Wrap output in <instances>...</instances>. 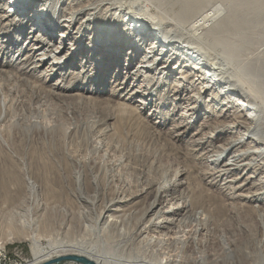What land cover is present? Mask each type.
Masks as SVG:
<instances>
[{
  "label": "bare ground",
  "instance_id": "1",
  "mask_svg": "<svg viewBox=\"0 0 264 264\" xmlns=\"http://www.w3.org/2000/svg\"><path fill=\"white\" fill-rule=\"evenodd\" d=\"M256 47L262 52L256 53ZM125 55V71L137 58L140 62L130 73L123 72L126 82L118 90L129 93L128 101L140 98L138 102L145 110L151 107L150 100L158 89L165 87V95L173 96L178 101L176 106L183 107L185 116L191 118L179 123L175 127L178 131H172L179 141H185L201 112L208 108L209 116L203 118L191 141L193 153L198 147H206L201 156L209 170L200 173L208 176L210 186L220 182L219 190L230 195L238 179L226 176L240 166L239 158L253 154L259 158L264 156V0H0V66H10L30 79L52 81L60 77L62 80L52 87V92L55 89L73 91L78 86L81 94L95 91L89 88L90 83L109 66L118 64L111 63L112 57L122 60ZM97 56L104 59L95 65ZM79 68L78 73L72 72ZM39 72L38 78L35 77ZM194 72L203 76L195 79ZM11 77L0 70L3 113L0 122L6 114L5 94L9 92L6 81ZM69 77L74 82H67ZM171 78L185 84H173L175 88L171 92L166 88ZM111 83L114 82L108 80L103 85L107 87ZM123 109L126 108L123 106ZM124 110L120 115L127 111ZM112 120L87 123L85 129L94 135L89 132L80 135L73 125L67 128V134L72 132L71 147L86 143L92 148L85 157L73 160L76 164L72 162L77 165L74 171L78 182L84 167L92 170L97 159L113 183L124 176L123 169L130 162L120 137L124 135V127L122 119L116 125ZM55 129V125H46L38 117L27 128L30 139L34 131H42L48 141L54 139ZM0 140H4L1 131ZM245 144L250 147H241ZM41 161L48 163L51 159L41 158ZM23 164L22 171L27 174L29 166ZM250 164L243 166L250 167ZM187 173L178 170L175 178L160 182L151 175L145 181L138 177L135 184L123 185L118 196L103 205L97 219L86 213L80 216L82 222L76 229L78 240H63L57 235L53 237L52 233L45 235L39 221L28 210L25 216L32 264H50L64 256L85 257L95 264H206L199 248L194 257H187L183 242L189 224L199 226L207 219L205 202L213 197L203 187H194ZM96 177L93 182L98 187ZM79 190L81 202L93 203ZM29 191L35 197L37 186L29 185ZM151 194L153 199L131 227L126 223L127 217L138 212L135 207ZM242 196L246 202L252 198ZM157 231L163 232V237L149 236ZM88 232L100 243L115 242L114 252L91 243ZM173 244H182V247ZM4 254H8L6 246L0 242V255ZM229 257L233 259L232 255ZM257 264H264V259Z\"/></svg>",
  "mask_w": 264,
  "mask_h": 264
},
{
  "label": "rangeland",
  "instance_id": "2",
  "mask_svg": "<svg viewBox=\"0 0 264 264\" xmlns=\"http://www.w3.org/2000/svg\"><path fill=\"white\" fill-rule=\"evenodd\" d=\"M148 43H151V40ZM255 50L256 53L262 52L258 47ZM126 58V55L125 58L122 56V60L112 57L111 63L118 64L109 66L99 80L90 83L89 88L95 91L85 94L79 92L81 86L73 91L55 89L52 92V87L62 80L60 77L52 81H43L42 78L30 79V76L18 73L10 66H0V70L12 75V79L6 81L9 90L5 94L7 117L0 122V131L4 139L0 140V242L6 246L7 253L11 256L18 254L25 264H32L31 241L27 239L29 228L25 216L28 210L32 217L39 221L41 231L47 233L45 235L52 233L53 237L57 235L63 240H78L76 229L79 222H82L80 216L86 213L97 219L103 205L118 196L123 185L135 184L138 177H143L142 180L145 181L150 175L156 182L169 181L175 178L178 170H182L188 172V178L194 187H203L207 191L206 194L213 197L205 202L207 219L202 220L199 226L192 223L186 228L183 253L192 258L195 256L196 248H199L204 254L206 264L259 263L264 259V156L259 158L253 154L248 158L243 156L239 158L240 166L226 176L238 179L234 189L228 190L231 192L230 195L219 190L220 182L215 187L210 186L208 176L200 173L202 170L203 172L209 170L208 164L201 156L207 149L204 146L198 147L194 154L191 143L203 118L209 116L208 108H204L194 126L192 123L193 127L185 141H179L172 131H178L175 127L179 123L190 121L191 118L185 116L186 110L183 107L176 106L178 101L174 100L173 96L165 95V87L160 88L161 91L158 89L150 100L151 107L145 110L138 102L140 98L128 101L129 93L118 90L122 83L126 82V74L123 72L130 73L140 62V58H137L126 66L125 71ZM103 59V56H97L94 59L95 65L101 64ZM188 68L191 69L190 66ZM75 71L78 73L80 68L72 72ZM40 73L35 74V77L38 78ZM194 73L195 79L203 76L202 73ZM70 78H67V82H74V79ZM172 79L166 86L171 92L178 83L185 84L181 80ZM108 80L114 83L105 87L103 83ZM131 108L134 109L133 113L130 111ZM121 110L125 111L123 115H120ZM219 112L220 110L216 111L218 114ZM2 115L0 110V118ZM34 117H38L46 125L56 126L53 140L48 141L42 131H34V137L29 138L27 128ZM109 119H113L111 122L114 125L122 119L124 135L120 137L126 149L125 154L130 156L129 166L123 169L122 179L113 183L111 175L108 177L105 175L103 164L97 159V165L92 170L84 167L78 182V174L74 171L77 165L72 162L76 158L85 157L92 148L90 145L87 147L86 143H75L74 147H71L72 132L67 134L66 130L73 125L79 129L80 135L84 136L89 132L85 129L87 123ZM234 130L242 131L240 128ZM89 133L94 135L92 131ZM238 136L234 135L235 138ZM241 147L246 148L250 145L245 144ZM66 157L72 160H67ZM41 158H50L51 162L43 163ZM23 162L29 166L27 174L22 171ZM245 163H251L250 167L243 166ZM43 164L46 166L42 167ZM51 165H56L59 169ZM94 177L98 178V187L93 182ZM29 185L37 186L35 197L31 196ZM80 188L93 203L81 202L78 199ZM242 195H249L252 198L246 202ZM153 197L151 194L143 203L136 206L138 212L128 216L126 223L131 227L135 226L144 207ZM88 233L87 238L91 243L103 246L106 250L108 248L107 251L110 253L114 252L115 242L100 243L92 232ZM163 235V232L157 231L150 233L149 236L159 238ZM42 244H46L45 240H42ZM177 247L181 248L182 244ZM229 255H232L233 259ZM215 258H218L217 262L214 261Z\"/></svg>",
  "mask_w": 264,
  "mask_h": 264
},
{
  "label": "water",
  "instance_id": "3",
  "mask_svg": "<svg viewBox=\"0 0 264 264\" xmlns=\"http://www.w3.org/2000/svg\"><path fill=\"white\" fill-rule=\"evenodd\" d=\"M95 264L93 261L79 256H64L61 258L56 259L55 261L51 262L50 264Z\"/></svg>",
  "mask_w": 264,
  "mask_h": 264
},
{
  "label": "built area",
  "instance_id": "4",
  "mask_svg": "<svg viewBox=\"0 0 264 264\" xmlns=\"http://www.w3.org/2000/svg\"><path fill=\"white\" fill-rule=\"evenodd\" d=\"M0 264H25V262L22 260L20 255L14 254V256H11L9 253L0 255Z\"/></svg>",
  "mask_w": 264,
  "mask_h": 264
}]
</instances>
